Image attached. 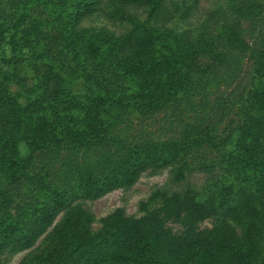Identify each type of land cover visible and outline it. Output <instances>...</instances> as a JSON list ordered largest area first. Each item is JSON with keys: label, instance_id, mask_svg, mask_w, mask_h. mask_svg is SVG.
<instances>
[{"label": "trees", "instance_id": "1", "mask_svg": "<svg viewBox=\"0 0 264 264\" xmlns=\"http://www.w3.org/2000/svg\"><path fill=\"white\" fill-rule=\"evenodd\" d=\"M166 1L0 0V251L12 243L29 249L53 227L40 264H264V0H229L194 34L149 25L124 9L164 17ZM103 2L132 27L121 35L77 31ZM209 20L218 26L210 29ZM243 56L247 77L210 102L212 81ZM196 103L231 133L210 136V126L178 118ZM161 110L176 116L177 136L116 137L133 117ZM88 150L119 156L112 161L106 152L107 165L92 170L77 160ZM53 155L70 184L56 174L49 180ZM188 156L201 169L224 162L251 186L224 184L204 199L189 186L157 189L140 202L142 215L116 208L90 228L93 215L80 201L127 189L150 167L180 162L181 178ZM206 219L210 226H201Z\"/></svg>", "mask_w": 264, "mask_h": 264}, {"label": "rangeland", "instance_id": "2", "mask_svg": "<svg viewBox=\"0 0 264 264\" xmlns=\"http://www.w3.org/2000/svg\"><path fill=\"white\" fill-rule=\"evenodd\" d=\"M228 2L229 0H167L166 9L168 10V15L162 17L161 14L157 13L155 18L149 15L148 8L142 6H128L124 7V9L127 12L126 14L131 13L135 20L146 22L149 25L163 26L177 33L189 29L194 34L202 31L208 25L207 20L211 11L221 5H226ZM116 7L103 2L97 12L76 25L75 29L82 32L83 29L95 31L98 28L106 27L115 35L126 33L132 27V23L128 20L116 19L122 15L120 11L114 14ZM177 7L181 10H186V16H181L175 9ZM243 25L246 27V39L249 41L251 37L248 23L246 22ZM217 26V24L212 25L209 20L210 29H215ZM248 67L247 56H243L233 70H229V72L218 76L212 81L207 93V99L213 103L221 91L227 93L230 90L231 82H239L247 77ZM177 116L178 118L181 116L185 123L205 128L210 126V129H208L210 136L211 134H216V132L222 136L231 133V128L226 123V120L217 123L219 116L214 112L205 111L204 106L197 103L189 107L188 110H184L182 115L177 114ZM232 120H236V117H233ZM181 129L182 127L177 123L176 116L161 110L149 117H133L129 122V127L126 130L119 131L116 137L118 139L125 138L130 142L147 139L164 141L177 136L179 134L178 131ZM19 152L22 156L27 155L28 149L24 143L19 145ZM106 152L110 153V151ZM106 152L88 150L78 153L77 157L79 159L77 160L81 164H87L92 170H95L107 165L105 162L108 153ZM110 154H114L112 161L119 156V152L112 151ZM53 157L54 159L50 162L51 176L49 180L53 179L56 174L59 182L70 184L72 182L71 176L64 168H59L62 163L54 155ZM179 163L150 167L127 189H114L99 198L80 201L81 205L93 215L90 228L97 230L100 226L99 219L116 208H123L131 216L142 215L140 202L147 201L151 193L157 189L165 188L170 191H183L189 186L197 191L199 198L204 199L207 189L217 192L224 184H231L234 188L251 186L248 179L235 173L224 162H217L213 166L201 169L197 163L195 164L191 161V156H188L185 160V166L182 167L183 175L181 178L176 174L180 167ZM70 169L72 170V166ZM38 172L43 173V169L40 167ZM44 176L48 177V174H44ZM35 202L33 201V203L29 204L27 214L32 210ZM12 212L14 213L15 211L13 210ZM60 219L59 215L54 223L59 222ZM30 220H27V224L31 222ZM210 223V220L206 219L201 223V226H210ZM52 228L50 227L47 233L43 234L29 249L21 251L16 248L15 243L10 244L6 249L0 251V264H40L41 254L49 253L52 248V243L49 241L52 236L50 234ZM237 231H241V226H237Z\"/></svg>", "mask_w": 264, "mask_h": 264}]
</instances>
